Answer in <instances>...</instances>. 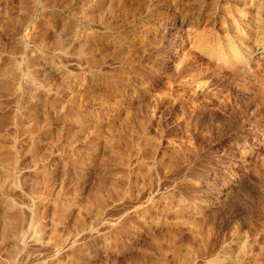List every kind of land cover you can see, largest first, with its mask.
<instances>
[{
  "label": "rangeland",
  "instance_id": "374dc122",
  "mask_svg": "<svg viewBox=\"0 0 264 264\" xmlns=\"http://www.w3.org/2000/svg\"><path fill=\"white\" fill-rule=\"evenodd\" d=\"M0 264H264V0H0Z\"/></svg>",
  "mask_w": 264,
  "mask_h": 264
}]
</instances>
